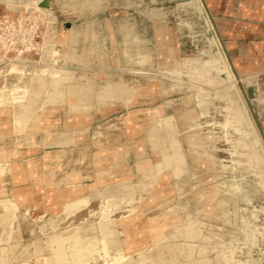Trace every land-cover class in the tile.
Listing matches in <instances>:
<instances>
[{
    "label": "rangeland",
    "instance_id": "374dc122",
    "mask_svg": "<svg viewBox=\"0 0 264 264\" xmlns=\"http://www.w3.org/2000/svg\"><path fill=\"white\" fill-rule=\"evenodd\" d=\"M42 1L0 0V264H264L262 98L204 1Z\"/></svg>",
    "mask_w": 264,
    "mask_h": 264
},
{
    "label": "crops",
    "instance_id": "0c3cea01",
    "mask_svg": "<svg viewBox=\"0 0 264 264\" xmlns=\"http://www.w3.org/2000/svg\"><path fill=\"white\" fill-rule=\"evenodd\" d=\"M237 76L258 82L264 129V0H203Z\"/></svg>",
    "mask_w": 264,
    "mask_h": 264
},
{
    "label": "bare ground",
    "instance_id": "6f19581e",
    "mask_svg": "<svg viewBox=\"0 0 264 264\" xmlns=\"http://www.w3.org/2000/svg\"><path fill=\"white\" fill-rule=\"evenodd\" d=\"M118 1H119V0H118ZM113 2H114V1H113ZM119 2H120V1H119ZM114 3H115V2H114ZM117 3H118V2H117ZM123 3H124V2H123ZM115 4H116V3H115ZM121 4H122V3H121ZM117 5H118V4H117ZM165 9H166V8H165ZM166 10H167V9H166ZM142 11H143V10H142ZM169 11H170V10H169ZM143 12H144V11H143ZM153 12H154V11H153ZM167 12H168V11H167ZM163 13H165V12H163ZM143 14L146 15L145 13H143ZM143 14H142V15H143ZM149 14H150V13H149ZM170 14H171V13H170ZM165 15H166V13H165ZM147 16H148V15H147ZM166 16H167V15H166ZM155 17H156V16H155ZM162 19H163V18H162ZM160 20H161V19H160ZM106 24H107V23H106ZM168 24H169V23H168ZM101 25H102V24H101ZM116 25H117V24H116ZM158 25H159V24H158ZM103 27H105V26H103ZM73 28H76V27L73 26ZM77 28H78V27H77ZM95 28H96V27H95ZM127 28H128V26H127ZM127 28H125V29H127ZM156 28H157V27H156ZM80 31H81V30H80ZM91 31H92V30H91ZM103 31H104V28H103ZM74 32H75V31H74ZM92 32H93V31H92ZM96 32H98V30H97ZM106 32H107V31H106ZM106 32H105V33H106ZM114 32H115V31H114ZM116 32H117V31H116ZM132 32H133L132 28L129 27V28L125 31V35L130 36V35H132ZM138 32H139V31H138ZM101 33H102V32H101ZM119 33H120V32H119ZM90 34H91V33H90ZM114 34H115V33H114ZM123 34H124V33H123ZM92 36H93V35H92ZM95 36H97V35H95ZM115 36H116V35H115ZM103 37H104V36H103ZM106 37H107V36H106ZM109 37H110V36H109ZM92 38H95V37H92ZM97 38H98V37H97ZM111 38H112V37H111ZM159 38H160V40L163 39L161 32H160V34H159ZM79 39H80V38H79ZM79 39H78V40H79ZM126 39H127V38H126ZM104 40H105V39H104ZM111 41H112V40H111ZM96 42H97V41H96ZM146 50H147V49H146ZM149 50H150V49H149ZM151 50H152V48H151ZM153 51H154V50H153ZM159 51H161V50H159ZM150 53H152V52H150ZM148 54H149V53H148ZM219 56H220V54H219ZM141 58H142V57H141ZM217 61H218V60H217ZM212 63L214 64V63H216V61H211V66H212V68H213V69H216V68H214V66L216 67V65H215V64L213 65ZM212 68H210V69L212 70ZM217 68H218V67H217ZM216 70H217V69H216ZM217 71H218V73H219L220 75H222V76H226V77H227V74H226V73H227V72H226V71H227V67H226V65H225L224 63H222V64L219 66V69H218ZM211 72H212V71H211ZM216 73H217V72H216ZM213 76H214V75H213ZM217 78H218V77H217ZM230 78H231V77H230ZM238 78H239V77H238ZM213 79L215 80L214 77H213ZM225 79H226V78H225ZM225 79H224V80H225ZM214 80H213V81H214ZM217 80H218V79H217ZM236 80H237V79H236ZM221 81H223V80H221ZM238 81L241 82L242 80L238 79ZM222 84H223V82H222ZM217 85H218V84H217ZM229 97H233V96L231 95V96H229ZM229 97H228V98H229ZM234 99H235V98H234ZM255 99H256V98H255ZM231 100H232V99H231ZM233 101H234V100H233ZM235 101H236V100H235ZM231 102H232V101H231ZM234 103H235V102H234ZM237 113H238V112H237ZM240 121L244 122L243 120H240ZM164 124H165V125H164L165 127H169V121H168V120H164ZM180 126H181V124H180ZM246 127H247V124H246ZM151 134H152L153 136H157V137H158V136L161 135V131L158 130V129H155V128H154V129L151 130ZM245 135H246V134H245ZM247 138H248V137H247ZM171 147L176 148V143H175L174 141L171 142ZM142 165H143V164H141V162H140V164H138L137 169H138L139 172H141V171L143 170ZM262 182H264V181H262ZM262 182H261V183H262ZM246 185L253 186L255 190L257 189V185H256V184H253L252 182L247 181V182H246ZM120 189H123V188L120 187ZM120 189H119V190H120ZM119 192H121V191H119ZM123 192H125V190H123ZM127 192H128V191H127ZM127 192H126V193H127ZM118 194H119V193H118ZM122 194H124V193H122ZM127 194H128V193H127ZM125 195H126V194H125ZM164 211H165V210H164ZM103 215H104V214H103ZM105 217H106V216H105ZM105 217H104V218L102 217V218L105 220ZM103 219H102V222H103ZM155 219H156V218H155ZM100 220H101V219H100ZM104 222H105V221H104ZM106 222H107V221H106ZM102 224H104V223H102ZM103 226H104V225H103ZM105 226H107V223H106ZM220 226H221V225H220ZM102 229H103V228H102ZM188 233H189V232H188ZM188 233H187V234H188ZM190 234H191V233H190ZM72 236H74V235H72ZM74 238H75V237H74ZM100 243H101V242H100ZM118 243H119V242H118ZM71 244H72V243H71ZM78 244H80V243H78ZM76 245H77V244H76ZM72 246H73V245H71V248H72ZM74 246H75V245H74ZM89 246H90V245H89ZM89 246H87V247H88V250H90L89 248H90L92 245H91L90 247H89ZM93 246H94V245H93ZM95 246H96V245H95ZM121 247H122V246H121ZM91 248H92V247H91ZM72 249L75 250V248H72ZM72 249H71V250H72ZM76 250H77V249H76ZM76 250H75V251H76ZM79 250H80V252H81V249H79ZM77 251H78V250H77ZM90 251H91V250H90ZM105 251H106V250H105ZM87 253H88V252H87ZM89 253H90V252H89ZM73 254H74L75 256H77V257H79V255H80V254H79V251H78V252H75V253H73ZM73 254H72V255H73ZM91 254H92V252H91ZM105 254H106V253H105ZM82 255H83V254H82ZM85 255H86V254H85ZM75 256H73V258H74ZM117 256H118V255H117ZM79 260H80V259H79ZM150 260H151V259H150ZM143 264H144V263H143ZM146 264H147V263H146Z\"/></svg>",
    "mask_w": 264,
    "mask_h": 264
},
{
    "label": "water",
    "instance_id": "95a60500",
    "mask_svg": "<svg viewBox=\"0 0 264 264\" xmlns=\"http://www.w3.org/2000/svg\"><path fill=\"white\" fill-rule=\"evenodd\" d=\"M50 2H51V0H43V1L40 3V7H43V8H49V7H50Z\"/></svg>",
    "mask_w": 264,
    "mask_h": 264
}]
</instances>
